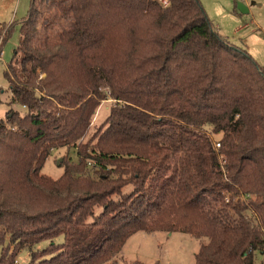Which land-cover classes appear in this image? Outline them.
Wrapping results in <instances>:
<instances>
[{"label": "trees", "instance_id": "16d2710c", "mask_svg": "<svg viewBox=\"0 0 264 264\" xmlns=\"http://www.w3.org/2000/svg\"><path fill=\"white\" fill-rule=\"evenodd\" d=\"M29 1L4 70L25 111L0 119V264L58 236L29 264H106L140 230L206 237L194 264H264V66L199 0Z\"/></svg>", "mask_w": 264, "mask_h": 264}, {"label": "rangeland", "instance_id": "374dc122", "mask_svg": "<svg viewBox=\"0 0 264 264\" xmlns=\"http://www.w3.org/2000/svg\"><path fill=\"white\" fill-rule=\"evenodd\" d=\"M201 5L221 34L227 37L233 45L245 48L247 52L262 66H264V0H199ZM29 0H0V23L14 22L13 29L8 39L1 47L0 60V119L9 108L25 111L21 105L12 103L9 85L4 77V70L9 63L13 50L19 41V22L25 17L29 9ZM237 2H242L248 7V12L243 13L237 10ZM17 55L14 68H18ZM17 70V69H16ZM114 101L108 99L102 101L96 109L92 119L89 133L84 137L83 142L91 139L92 134L101 126L109 114ZM221 134H213L212 138L217 139ZM66 159L72 162L77 161L76 148L74 146L53 149L47 157L41 169L43 174L52 178H58L63 172L60 163ZM85 169L91 167L87 165ZM95 213L101 211V207H95ZM63 237L58 236L51 240L41 241L34 246H24L19 249L14 264H29L31 251L40 250L48 244H58ZM207 242L206 237L196 238L189 233L180 231H137L130 235L123 244L119 253L109 263L130 264L135 261L141 264H194L195 254L202 243ZM5 244L7 242L5 241ZM51 254L44 257L49 258ZM107 264V263H106Z\"/></svg>", "mask_w": 264, "mask_h": 264}, {"label": "built area", "instance_id": "2783aa9c", "mask_svg": "<svg viewBox=\"0 0 264 264\" xmlns=\"http://www.w3.org/2000/svg\"><path fill=\"white\" fill-rule=\"evenodd\" d=\"M0 60H1V52H0ZM43 75H44V74H42L41 76H43ZM213 146H214L215 149H218V148H220V143H219L218 141H214V142H213ZM93 164H94V163H93L91 160L87 161V165H88L89 167H92Z\"/></svg>", "mask_w": 264, "mask_h": 264}, {"label": "water", "instance_id": "95a60500", "mask_svg": "<svg viewBox=\"0 0 264 264\" xmlns=\"http://www.w3.org/2000/svg\"><path fill=\"white\" fill-rule=\"evenodd\" d=\"M237 8L243 13H246L248 11L246 5L242 2H237Z\"/></svg>", "mask_w": 264, "mask_h": 264}, {"label": "crops", "instance_id": "0c3cea01", "mask_svg": "<svg viewBox=\"0 0 264 264\" xmlns=\"http://www.w3.org/2000/svg\"><path fill=\"white\" fill-rule=\"evenodd\" d=\"M247 7V6H246ZM238 10V9H237ZM247 10H248V7H247ZM248 12V11H247ZM7 24V23H6ZM171 233V232H170ZM114 262H115V258H114ZM114 262L112 263H107V264H113Z\"/></svg>", "mask_w": 264, "mask_h": 264}]
</instances>
